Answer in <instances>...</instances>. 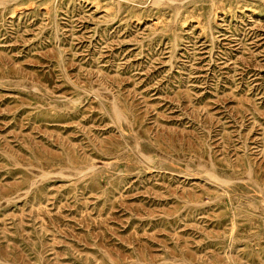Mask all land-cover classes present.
Instances as JSON below:
<instances>
[{
    "label": "rangeland",
    "instance_id": "obj_1",
    "mask_svg": "<svg viewBox=\"0 0 264 264\" xmlns=\"http://www.w3.org/2000/svg\"><path fill=\"white\" fill-rule=\"evenodd\" d=\"M0 264H264V0H0Z\"/></svg>",
    "mask_w": 264,
    "mask_h": 264
}]
</instances>
